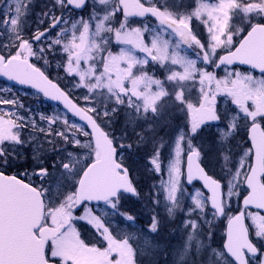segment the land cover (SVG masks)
<instances>
[{"label": "snow or ice", "instance_id": "obj_1", "mask_svg": "<svg viewBox=\"0 0 264 264\" xmlns=\"http://www.w3.org/2000/svg\"><path fill=\"white\" fill-rule=\"evenodd\" d=\"M0 78V264H264V0H0Z\"/></svg>", "mask_w": 264, "mask_h": 264}, {"label": "rangeland", "instance_id": "obj_2", "mask_svg": "<svg viewBox=\"0 0 264 264\" xmlns=\"http://www.w3.org/2000/svg\"><path fill=\"white\" fill-rule=\"evenodd\" d=\"M239 70L244 71L246 69H239ZM255 74H257V73H255ZM52 75L55 76V73H53ZM4 87H12V86L0 81V88H4ZM12 88H13V94L18 95L19 97H22L23 103L25 105L31 107L37 113H45V114L51 115L53 113H61L62 114L64 112L61 108H59L55 105L45 103L40 96H34L33 91L17 89L14 87H12ZM77 95H79V93H77ZM81 103H83L82 100H81ZM70 119L74 120L71 117H70ZM77 123H79V122H77ZM138 165L140 166V170L142 172L143 171V169H142L143 163L138 162ZM140 178H147V176L142 175ZM140 183H142V181ZM125 207L127 209H131L134 212H140L144 208V203H143V201L138 202L136 200V198H133L132 200H130L128 202L127 205H125ZM143 222L146 223V217L143 218Z\"/></svg>", "mask_w": 264, "mask_h": 264}, {"label": "water", "instance_id": "obj_3", "mask_svg": "<svg viewBox=\"0 0 264 264\" xmlns=\"http://www.w3.org/2000/svg\"><path fill=\"white\" fill-rule=\"evenodd\" d=\"M240 67L247 68V66H240ZM0 80L4 81V82H6V83H9V84H11L12 86L18 87V88L33 90V89H31L30 87H28V86L14 85L12 82L7 81L5 78H0ZM33 91H34V90H33ZM41 96H42V98H43V100H44L45 102H47V103H53V104H55V105L60 106V107L63 109V105H62L60 102H58V101H52V100H50V99H48V98H45V97H43L42 94H41ZM63 110H64V109H63ZM64 111H65V110H64ZM69 116H71V114H69ZM71 117H73V116H71ZM73 118H74L76 121L82 123L81 121H79V119H78L77 117H73Z\"/></svg>", "mask_w": 264, "mask_h": 264}, {"label": "trees", "instance_id": "obj_4", "mask_svg": "<svg viewBox=\"0 0 264 264\" xmlns=\"http://www.w3.org/2000/svg\"><path fill=\"white\" fill-rule=\"evenodd\" d=\"M53 78H55V76H53ZM139 155H140V157H143V159H139L138 162H141V163L144 164V163L146 162V157L144 156V153L141 152ZM146 176H147V178H140V182L142 181L141 185L143 186V188H144L145 190H147V185H148L149 183H151V179H150V177H149L148 175H146Z\"/></svg>", "mask_w": 264, "mask_h": 264}]
</instances>
